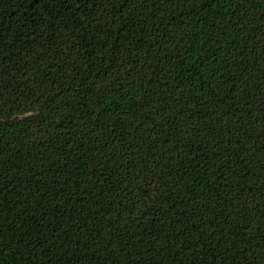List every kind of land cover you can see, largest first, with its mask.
I'll use <instances>...</instances> for the list:
<instances>
[{
    "label": "trees",
    "instance_id": "16d2710c",
    "mask_svg": "<svg viewBox=\"0 0 264 264\" xmlns=\"http://www.w3.org/2000/svg\"><path fill=\"white\" fill-rule=\"evenodd\" d=\"M0 264H264V0H0Z\"/></svg>",
    "mask_w": 264,
    "mask_h": 264
},
{
    "label": "snow or ice",
    "instance_id": "6c2138e0",
    "mask_svg": "<svg viewBox=\"0 0 264 264\" xmlns=\"http://www.w3.org/2000/svg\"><path fill=\"white\" fill-rule=\"evenodd\" d=\"M27 2H29V3H38L39 2V0H27ZM25 3V0H21V4L23 5Z\"/></svg>",
    "mask_w": 264,
    "mask_h": 264
}]
</instances>
